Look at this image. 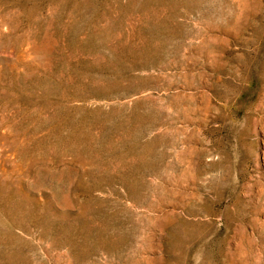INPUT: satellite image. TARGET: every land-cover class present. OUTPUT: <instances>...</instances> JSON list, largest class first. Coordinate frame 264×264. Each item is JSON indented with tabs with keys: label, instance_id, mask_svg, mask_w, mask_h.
<instances>
[{
	"label": "rangeland",
	"instance_id": "obj_1",
	"mask_svg": "<svg viewBox=\"0 0 264 264\" xmlns=\"http://www.w3.org/2000/svg\"><path fill=\"white\" fill-rule=\"evenodd\" d=\"M0 264H264V0H0Z\"/></svg>",
	"mask_w": 264,
	"mask_h": 264
}]
</instances>
